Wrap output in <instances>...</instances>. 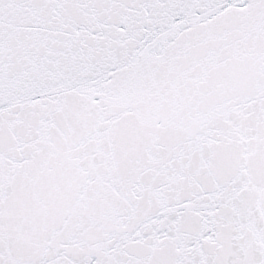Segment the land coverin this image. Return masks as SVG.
Returning <instances> with one entry per match:
<instances>
[{
	"label": "snow or ice",
	"instance_id": "6c2138e0",
	"mask_svg": "<svg viewBox=\"0 0 264 264\" xmlns=\"http://www.w3.org/2000/svg\"><path fill=\"white\" fill-rule=\"evenodd\" d=\"M0 264H264V0H0Z\"/></svg>",
	"mask_w": 264,
	"mask_h": 264
}]
</instances>
